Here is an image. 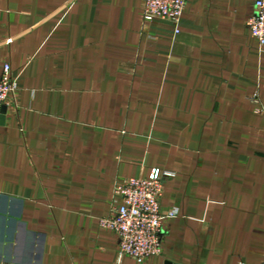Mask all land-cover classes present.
I'll return each instance as SVG.
<instances>
[{
  "label": "crops",
  "instance_id": "1",
  "mask_svg": "<svg viewBox=\"0 0 264 264\" xmlns=\"http://www.w3.org/2000/svg\"><path fill=\"white\" fill-rule=\"evenodd\" d=\"M254 0H0V264H264V48ZM177 29V31H176ZM169 170L162 253L99 226L116 186Z\"/></svg>",
  "mask_w": 264,
  "mask_h": 264
},
{
  "label": "built area",
  "instance_id": "2",
  "mask_svg": "<svg viewBox=\"0 0 264 264\" xmlns=\"http://www.w3.org/2000/svg\"><path fill=\"white\" fill-rule=\"evenodd\" d=\"M187 0H142L143 20H164L176 27ZM248 32L260 48H264V0H254V14L246 22ZM177 31V29H176ZM17 84L8 63L0 72V116L3 107L16 96ZM175 174L169 170L152 168L147 177L128 178L114 189L118 202L107 216L101 217L99 226L112 230L118 237V253L142 263L162 253L163 221L171 212L160 209V197L166 178Z\"/></svg>",
  "mask_w": 264,
  "mask_h": 264
},
{
  "label": "water",
  "instance_id": "3",
  "mask_svg": "<svg viewBox=\"0 0 264 264\" xmlns=\"http://www.w3.org/2000/svg\"><path fill=\"white\" fill-rule=\"evenodd\" d=\"M4 111H5V107H3L2 110H1V113H2V114H1L0 118L3 117Z\"/></svg>",
  "mask_w": 264,
  "mask_h": 264
}]
</instances>
